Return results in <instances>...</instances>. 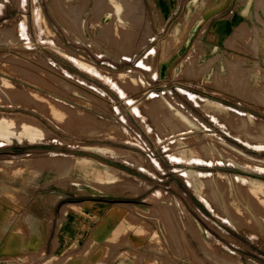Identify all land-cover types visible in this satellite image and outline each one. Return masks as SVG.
Listing matches in <instances>:
<instances>
[{"label":"rangeland","instance_id":"obj_1","mask_svg":"<svg viewBox=\"0 0 264 264\" xmlns=\"http://www.w3.org/2000/svg\"><path fill=\"white\" fill-rule=\"evenodd\" d=\"M154 1L30 0L0 16V113L64 139L0 144V264H264V0ZM89 148L139 156L125 163L139 176L122 171L124 206L95 229L86 200L78 212L95 220L70 244L57 228L42 239L27 210L41 195L50 212L69 188L81 202L113 191L115 167H79ZM73 170L87 187L64 179Z\"/></svg>","mask_w":264,"mask_h":264},{"label":"crops","instance_id":"obj_2","mask_svg":"<svg viewBox=\"0 0 264 264\" xmlns=\"http://www.w3.org/2000/svg\"><path fill=\"white\" fill-rule=\"evenodd\" d=\"M168 1L169 0H156L153 3H157V4L158 3L159 4L160 3L161 4L164 3V4H167ZM235 1L236 0H209L207 2V4L210 5V3H213V4L217 5L216 9L223 10L227 6L235 4ZM29 2H30V0H22L21 4H19L17 6H13L10 2H7V4H5V6H4V4H2L0 2V6L2 7L1 10H0V16L1 15H6V13L8 11V7H10V9H16V8L19 9V7H21V10H24V6H29ZM4 8H5V11H4ZM230 14H232V12ZM24 15H27L26 11H25V13L23 12L21 16H24ZM23 20H24V25H26L27 18L23 17ZM22 31H23V33L26 36H29L28 30H27V28L25 26L22 27ZM107 146L110 147V145H107ZM112 147L119 148V149H125V148H120V147L114 146V145ZM89 149H91L93 152L92 153H89V152L77 153L76 152V153H73V154H76V155H79V156H84V157H89L92 160L93 163H96V164H98L100 166H103V165L106 164V165L113 166V167L117 168L118 180H117L116 183H114L111 186V187H113V191L103 192V191H99V190H96V189L91 188V187L88 186L89 187V192H87V193L84 192V194L86 196H88V197L85 198V199H82L83 202H81V201H79L80 199H78L77 197H80V195H83V194H79V193L76 192V190H73L72 188H69L67 190L68 192H62V193L59 192V193L62 194V196L54 203V205H52V209H51L50 212L47 211V203H46V200H45L46 194H43L41 196L39 195L40 196V200H41V207L38 208V209H30L28 207L27 210L31 211L32 215H34L36 220H41L42 221V223H43L42 224V228H43V237H42V239L45 238V232H46V230L48 228H50V229L57 228V229L60 230V235L58 236V239L60 241L59 243L70 244L76 238L77 229H80L81 227L85 228L92 219L95 220V217H93L91 220H89L87 216L91 215V217H92L94 215H96V216L100 215V214L102 215V218L99 220L98 224H96L97 226L94 227L96 229L98 227V225L104 220V218L106 217V215L108 214V212L112 208L115 207V208L121 209L122 208L121 205L124 206L123 197L126 194L124 195V193L116 192V191H118V190L120 191V189L122 188L121 187L122 185L120 183L122 181L121 179L123 178L122 171H126V172H129V173L137 175L136 173H134L132 171H128L126 169V167H125V163L126 164L127 163L132 164V163H130V162L124 160V159H121V158H119L117 156H114V155L108 154L106 152H103V151H99L98 152L99 155H97L94 152H97L98 150H94L93 148H89ZM115 150H117V149H115ZM37 154H40V153H37ZM12 157H15V156L12 155ZM132 165H134V164H132ZM137 176H139V175H137ZM140 178H142V177H140ZM64 179L65 180H69L71 182L70 186L74 185L75 189H77L78 187H81L80 190H82L83 187H87L86 185H84L82 187L80 185L75 184L72 181L73 179H81L80 172H77L76 170L71 171L70 174L68 176H66V178H64ZM148 187H150V186H148ZM150 188H152V186ZM20 193H22L21 190L16 192L15 195L19 196ZM53 193H55V192H52L51 194H53ZM29 196L30 197H29V199H28V201L26 203H28L30 201L31 193H29ZM67 197H69V198H67ZM86 200L91 201L95 205L94 206L95 208H91V207H89L87 205L84 206V207H86L88 209V211L86 212L87 216L79 214V212H78L79 208L76 206V205H80L82 203H85ZM127 201H129L128 206H133V208L135 210H137L136 209V201L135 200H127ZM26 203H23L21 206H24ZM45 203H46V205H45ZM58 205L60 206L59 207V211L57 209ZM68 205L70 206L71 216L67 215L66 211H64V212L61 211L64 206L67 207ZM96 209H98L99 212H97ZM27 210H25V211H27ZM137 211H139V210H137ZM47 213L48 214L52 213L50 219L46 217ZM63 215L65 217L64 220H62V218H61V216H63ZM21 221H22V219L20 218V221L18 223L20 224ZM26 234H29L31 239L35 238V232H33V233L26 232ZM93 235H94V232H93ZM90 239L93 240L92 241L93 244L97 243V241H98L96 238H95L96 240L94 239V236L93 237L91 236ZM100 240L105 241V239H102V238ZM19 241L17 242V244L19 243Z\"/></svg>","mask_w":264,"mask_h":264},{"label":"bare ground","instance_id":"obj_3","mask_svg":"<svg viewBox=\"0 0 264 264\" xmlns=\"http://www.w3.org/2000/svg\"><path fill=\"white\" fill-rule=\"evenodd\" d=\"M1 6H0V10H1ZM41 16V15H40ZM42 17V16H41ZM42 20V24H45V20L43 19V17L41 18ZM47 40L49 39L48 37L46 38ZM43 58V56H42ZM47 61V60H46ZM54 65V64H53ZM86 69H88L89 71H91L92 73L95 74H101L104 77H108V78H112V81L114 80V78L108 74L107 72L96 68L94 66H90L88 64H84L83 65ZM55 69H60V67L58 65H54ZM54 69V70H55ZM115 81V80H114ZM143 85V84H142ZM101 97V96H100ZM105 98V97H104ZM107 98V97H106ZM99 100V99H98ZM41 101V100H40ZM34 106V105H33ZM162 106V105H161ZM163 107V106H162ZM57 108V107H56ZM52 109V108H50ZM23 117H21V121ZM26 118V117H25ZM17 119V118H16ZM19 119V118H18ZM15 120H13V116L11 115H6V114H2L0 113V144H4V143H9L12 141V133H16L19 134L21 137V141L23 143H32V142H51L53 140L58 141L56 139H62V141L64 140L61 137H57L56 135H54L51 131H49L45 126H43L42 124H30L27 121L26 122H21L23 123L20 128H16L17 126H15ZM25 121V120H23ZM31 121V120H30ZM32 122V121H31ZM36 122V121H35ZM33 123V122H32ZM20 124V123H19ZM18 125V124H17ZM105 130V129H104ZM109 131V130H107ZM120 137H124L126 136V133L124 132H118ZM128 137V136H127ZM133 139V138H132ZM21 142V143H22ZM60 142V141H59ZM106 153L117 156L121 159H124L132 164H137V162L139 161V156L138 155H128L126 152H119L118 150L111 151L110 149H105L104 150ZM185 153V152H184ZM144 163V161H143ZM138 166V165H137ZM79 167L81 168V170H96V171H100L99 174H101V172H105V171H114L117 173V169L112 168L111 170H109V168H106V165L100 166L96 163H93L92 160L90 158H85L82 161H80ZM94 172V171H93ZM123 173V172H122ZM191 174V173H190ZM106 175V174H105ZM123 175H126L123 173ZM94 176V175H93ZM130 176V175H129ZM195 184V183H194ZM205 184V183H204ZM195 187V185H193ZM114 251V250H112ZM111 251V252H112ZM97 260H95L96 262ZM94 262V261H93ZM103 262H107V260H104ZM114 264H133V260H131V258L126 257V258H121L118 259L117 261L114 262Z\"/></svg>","mask_w":264,"mask_h":264}]
</instances>
